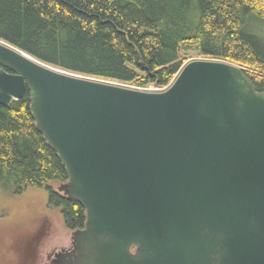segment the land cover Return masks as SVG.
<instances>
[{
  "label": "water",
  "instance_id": "95a60500",
  "mask_svg": "<svg viewBox=\"0 0 264 264\" xmlns=\"http://www.w3.org/2000/svg\"><path fill=\"white\" fill-rule=\"evenodd\" d=\"M26 91L85 211L53 264H264V89L241 66L195 58L147 91L0 40V104Z\"/></svg>",
  "mask_w": 264,
  "mask_h": 264
},
{
  "label": "trees",
  "instance_id": "16d2710c",
  "mask_svg": "<svg viewBox=\"0 0 264 264\" xmlns=\"http://www.w3.org/2000/svg\"><path fill=\"white\" fill-rule=\"evenodd\" d=\"M0 40L64 71L137 87L163 89L201 57L241 66L264 89V0H0ZM66 180L28 92L0 104V191L43 187L76 230L84 208L50 187Z\"/></svg>",
  "mask_w": 264,
  "mask_h": 264
},
{
  "label": "rangeland",
  "instance_id": "374dc122",
  "mask_svg": "<svg viewBox=\"0 0 264 264\" xmlns=\"http://www.w3.org/2000/svg\"><path fill=\"white\" fill-rule=\"evenodd\" d=\"M195 58L201 57L190 60ZM143 90L160 88L151 85ZM57 186L50 184L56 191ZM71 231L64 226L59 209L47 205L43 187H28L17 195L0 191V264H27L32 258V264H47L51 249L69 244ZM27 245L33 250H27Z\"/></svg>",
  "mask_w": 264,
  "mask_h": 264
},
{
  "label": "flooded vegetation",
  "instance_id": "af4514ba",
  "mask_svg": "<svg viewBox=\"0 0 264 264\" xmlns=\"http://www.w3.org/2000/svg\"><path fill=\"white\" fill-rule=\"evenodd\" d=\"M71 246V235H70V240H69V244L67 246H60L59 248H53L51 249V251L47 254V264H53V260L55 259L54 254L56 252H58L59 250L63 249V248H68Z\"/></svg>",
  "mask_w": 264,
  "mask_h": 264
}]
</instances>
